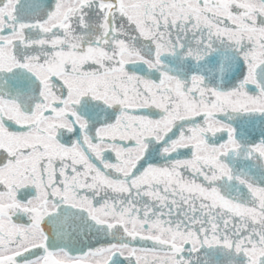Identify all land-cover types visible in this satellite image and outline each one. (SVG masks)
I'll return each mask as SVG.
<instances>
[{"label":"snow or ice","instance_id":"obj_1","mask_svg":"<svg viewBox=\"0 0 264 264\" xmlns=\"http://www.w3.org/2000/svg\"><path fill=\"white\" fill-rule=\"evenodd\" d=\"M0 264H264V0H0Z\"/></svg>","mask_w":264,"mask_h":264}]
</instances>
